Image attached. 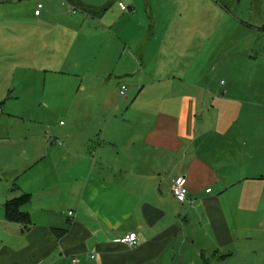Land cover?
Listing matches in <instances>:
<instances>
[{
    "label": "crops",
    "instance_id": "0c3cea01",
    "mask_svg": "<svg viewBox=\"0 0 264 264\" xmlns=\"http://www.w3.org/2000/svg\"><path fill=\"white\" fill-rule=\"evenodd\" d=\"M181 1L194 4L161 20L147 9L131 36L89 13L96 0L0 1V57L31 92L42 77L36 107L59 113L32 111L12 136L0 126V264H264V16ZM223 24L243 30L213 76L208 41ZM23 195L29 222L8 221ZM128 232L136 246L116 241Z\"/></svg>",
    "mask_w": 264,
    "mask_h": 264
},
{
    "label": "rangeland",
    "instance_id": "374dc122",
    "mask_svg": "<svg viewBox=\"0 0 264 264\" xmlns=\"http://www.w3.org/2000/svg\"><path fill=\"white\" fill-rule=\"evenodd\" d=\"M99 4H102L103 9H101V13L103 15L97 19L104 20L107 23H116L115 29L118 30V33H122L125 36H131L137 29V26L143 22H145V16L147 9L149 10L152 8L155 10V13H159L161 15L160 19H162L163 11H174L176 10V6L178 8L183 5V3L194 4V2H183L181 0L174 1V0H96ZM221 5L225 7V10L231 11L242 20L247 19L248 15H253L254 10H262V14L264 16V0H218ZM123 3L128 10L131 9L129 12H124L119 9L118 3ZM203 5L209 7L210 4L208 2H203ZM259 8V9H258ZM29 4H21V9L17 12L22 14L25 10L28 13ZM64 10L68 13L66 15L76 16L79 17L81 12L77 9V15H72L69 11V8L65 7ZM127 10V11H128ZM16 12V13H17ZM128 13H133L134 17L129 18ZM74 14V13H73ZM13 14L7 15L5 13V18L9 19ZM1 18V15H0ZM227 15L220 17L218 22L215 23L216 25H220L222 22L229 21ZM223 27H218L213 30L219 31L217 35L209 39L208 43V52L210 55V64L209 68L212 66L214 67L211 70V74H218L219 72V65L218 62L222 59V48L227 47L233 51V42L237 37V34L240 30H243V27H239V25L235 24H223ZM244 42L241 45L239 50V54L245 55V47L249 45ZM262 44V40L259 41ZM118 42L109 40L106 41V46H110L112 50H118L116 47ZM232 51L229 52L228 57L225 60V63H229V57L232 56ZM7 58V57H6ZM5 56L0 57V115H2V119L0 120V126L3 122H8V128L10 131L9 136H12L16 131L19 123L24 121L22 117H26L32 114V111L35 113L34 116H44L49 115L52 117L59 116L58 111H55V108L52 110H48V105L46 106V102L43 103L41 108H37L36 106L39 105L41 102V95L43 93V78L39 77V88L36 91L31 92L30 90L25 89V76H21L20 72L16 73V77L13 76V64L11 60H7ZM15 62L19 63L16 60ZM44 73V72H43ZM48 76H51V72H46ZM216 82L212 84L216 86L220 83L221 79L226 80L224 75H217ZM52 77H58L52 75ZM55 79V78H54ZM33 82V81H32ZM44 95H47V92H44ZM63 120V119H59ZM58 122V121H57ZM2 132H0V136ZM0 137V138H8ZM10 144L7 139L3 140L0 139V168H2L4 164V160L7 159L9 154ZM2 177L0 176V179Z\"/></svg>",
    "mask_w": 264,
    "mask_h": 264
},
{
    "label": "built area",
    "instance_id": "2783aa9c",
    "mask_svg": "<svg viewBox=\"0 0 264 264\" xmlns=\"http://www.w3.org/2000/svg\"><path fill=\"white\" fill-rule=\"evenodd\" d=\"M41 7H42V4L39 3L37 5V9L35 10L36 15L39 14ZM119 7L124 11L128 10V8L121 2L119 3ZM75 12H76V9H73V13ZM125 90H126V86L122 85L121 91H120L121 94H124ZM206 191L210 192V189H207ZM188 193H189V190L187 187L186 177L184 175H179L175 177L171 182V194L174 197V199L180 203H183L186 200H188ZM69 214H71V212H69ZM116 241L123 243L127 246L133 247L137 245L138 237L135 232H128L124 234L123 236L119 237Z\"/></svg>",
    "mask_w": 264,
    "mask_h": 264
},
{
    "label": "trees",
    "instance_id": "16d2710c",
    "mask_svg": "<svg viewBox=\"0 0 264 264\" xmlns=\"http://www.w3.org/2000/svg\"><path fill=\"white\" fill-rule=\"evenodd\" d=\"M91 15L98 16L101 14V11L89 12ZM29 201L28 195H23L19 199H12L8 201L5 205V217L8 221H18L21 223L29 222V218L27 213L21 210V207ZM61 235V233H58Z\"/></svg>",
    "mask_w": 264,
    "mask_h": 264
},
{
    "label": "water",
    "instance_id": "95a60500",
    "mask_svg": "<svg viewBox=\"0 0 264 264\" xmlns=\"http://www.w3.org/2000/svg\"><path fill=\"white\" fill-rule=\"evenodd\" d=\"M0 1H7V0H0ZM99 237V236H98Z\"/></svg>",
    "mask_w": 264,
    "mask_h": 264
}]
</instances>
